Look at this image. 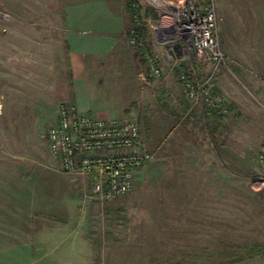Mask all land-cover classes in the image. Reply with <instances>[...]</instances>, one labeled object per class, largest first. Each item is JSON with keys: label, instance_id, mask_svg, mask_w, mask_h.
Wrapping results in <instances>:
<instances>
[{"label": "rangeland", "instance_id": "1", "mask_svg": "<svg viewBox=\"0 0 264 264\" xmlns=\"http://www.w3.org/2000/svg\"><path fill=\"white\" fill-rule=\"evenodd\" d=\"M133 1L131 15L127 4ZM188 3L0 0V79L13 82L11 93L0 90V264H32L27 254L34 249L52 253L47 264H202L256 250L263 254L233 264H264V0L196 2L213 13L222 54L218 63L192 60L195 82L207 81L219 103L216 118L204 115L207 105L187 98L175 68L179 60L164 50L172 12ZM130 19L144 28V45ZM67 23L83 40L96 35L92 26L98 23L97 32L115 40L100 50L120 54L118 61L83 70L77 64L8 63L18 34L62 30ZM132 52L135 63L126 64L121 57ZM151 55L161 75L140 82ZM80 71L85 96L92 91L94 100L80 89L77 100L93 113L108 104L113 113L135 119L152 153L132 189L109 201L90 198V178L63 173L47 149L46 130L59 104L71 102L59 100L58 91L73 90L76 76L80 87ZM34 237L49 238V244H27Z\"/></svg>", "mask_w": 264, "mask_h": 264}, {"label": "built area", "instance_id": "2", "mask_svg": "<svg viewBox=\"0 0 264 264\" xmlns=\"http://www.w3.org/2000/svg\"><path fill=\"white\" fill-rule=\"evenodd\" d=\"M188 1L186 9L172 12V24L165 27L171 36L164 37V50L172 57L174 46L180 45V56L175 59L179 64L175 68L187 98L194 104L204 103L208 109H218L219 103L213 100L207 81L195 82L192 64V60L200 66L221 61L215 18L197 0ZM131 39L134 44L135 38ZM156 62V55L148 56L150 67L139 74L140 82L160 77ZM46 141L48 152L57 160L60 170L90 178V198L99 201L127 194L133 187L136 171L152 159L135 119H107L82 113L72 102L59 104L55 122L46 130Z\"/></svg>", "mask_w": 264, "mask_h": 264}, {"label": "crops", "instance_id": "3", "mask_svg": "<svg viewBox=\"0 0 264 264\" xmlns=\"http://www.w3.org/2000/svg\"><path fill=\"white\" fill-rule=\"evenodd\" d=\"M68 19L69 18H67V20ZM68 23L70 22L68 21ZM68 23L66 24L65 28L62 30L59 29L51 30L48 28L47 29L43 28L42 30H28L25 37L21 34L20 35L18 34L17 38L19 37V39H17V41L14 43L11 42V47L15 48L16 52H13V54L11 55L12 58L8 63L9 64H77L78 67H81L79 69L83 70L85 64H99V67L104 69L105 68L104 64H115V61L116 62L118 61L116 58H118L119 56L115 57V55H120V54L113 53L112 56L111 55L107 56L103 50H100L101 48L102 49L106 48L105 44L108 45L115 43V40L111 39L110 36L104 38L105 35H102L100 32L98 33L97 32L99 25L98 23L97 25L95 24L96 26L95 25L92 26L93 30L95 29L96 31L94 32L96 35L88 36V38H85L87 40L82 39L83 36H81L82 33L80 29L76 30L73 28L75 24H73V27L69 30ZM119 43H121L120 39H119ZM0 44H2L1 41ZM135 57H136V53L132 52L130 58L126 55V58L121 57V59L126 60V64H134ZM74 69H76L75 66L73 70ZM80 73H81V75L79 76L80 87H77L78 84L75 83V81H78L77 79H79L76 76L72 80V84L74 82L73 84L74 88H72L73 90L71 89L64 90L63 88H60L57 94L58 96L57 98L59 100H71V102H73L76 105L77 109L82 113H90L101 118L121 119L122 118L121 115L119 116L118 113H113V111H111L110 109L108 110V107H110L108 104L106 106L103 104H101V106L97 105V108L93 113L91 112L92 109L88 108L87 105L85 106L84 104H82L80 101L77 100L78 99L77 96H80V94L74 91L75 90L78 91L79 89L81 90V96L83 98L87 99L88 101L94 100L93 99L94 97L93 98L88 97L90 93L92 94V91L88 93L87 96L88 98L85 96L86 92L83 89V83H82L84 74H82V71H80ZM98 81H99L98 84H100L101 79H99ZM15 84L17 85L18 82L16 81ZM12 86H13L12 80H7L3 82V80L0 79V90L2 92L1 94L5 92L11 93ZM16 91H18L17 88ZM257 91L259 90L257 89ZM128 92H129L128 86L122 89L121 92L123 96L122 100L126 98ZM36 215L38 217H42L45 219L46 216L50 217L44 214H36ZM49 241H50L49 238H42L41 240L38 239L37 237H34L30 239V241L27 244L34 245V244H39L41 242V244L44 246L45 243L49 244ZM70 241L72 242L73 239L71 238ZM53 257L54 256H52L51 252H45V251L36 252V250L34 249V250H30V253L27 254V261L31 262L32 264H40L38 262H42V264H47L45 262L50 261L51 259H53ZM4 258H13V257L5 256Z\"/></svg>", "mask_w": 264, "mask_h": 264}, {"label": "trees", "instance_id": "4", "mask_svg": "<svg viewBox=\"0 0 264 264\" xmlns=\"http://www.w3.org/2000/svg\"><path fill=\"white\" fill-rule=\"evenodd\" d=\"M136 3L133 2H129V4H127V11L133 15L134 12H135V7L133 5H135ZM147 13V12H146ZM147 15H149L147 13ZM153 17H154V14H153ZM137 19L139 21L142 22V19L140 16H137ZM132 23L131 27L132 29L134 30V36L137 40V42H143L144 40V28L141 27L140 25H138L135 20L133 19H130ZM143 45H144V42H143ZM139 48V47H138ZM218 112L217 110H214V109H211L209 110L208 112L205 111L204 115L207 117V118H216V115ZM261 166L264 167V157H263V162L261 161ZM46 218L50 219V220H53L52 217H47ZM263 254V251L261 250H256V251H251V252H236V253H232L230 256H226V257H221L219 259H214V260H207L206 262L202 263V264H233V263H239L243 260H246V259H249L251 258L253 255H261Z\"/></svg>", "mask_w": 264, "mask_h": 264}, {"label": "water", "instance_id": "5", "mask_svg": "<svg viewBox=\"0 0 264 264\" xmlns=\"http://www.w3.org/2000/svg\"><path fill=\"white\" fill-rule=\"evenodd\" d=\"M174 50H175V56L176 57H179L180 56V45L179 44H176L174 46ZM170 53H172V52H170Z\"/></svg>", "mask_w": 264, "mask_h": 264}]
</instances>
